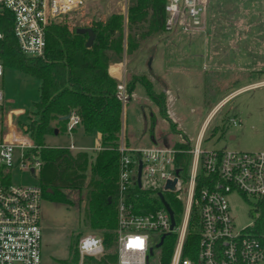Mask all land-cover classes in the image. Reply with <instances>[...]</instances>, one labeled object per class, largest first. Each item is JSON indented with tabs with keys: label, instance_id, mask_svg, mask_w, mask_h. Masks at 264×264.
<instances>
[{
	"label": "built area",
	"instance_id": "built-area-1",
	"mask_svg": "<svg viewBox=\"0 0 264 264\" xmlns=\"http://www.w3.org/2000/svg\"><path fill=\"white\" fill-rule=\"evenodd\" d=\"M96 1L99 0H0V18L11 13L20 50L29 57H42L47 48L48 29L64 23L75 11ZM118 1L127 18L130 0ZM208 7L209 0H165V32L201 33ZM3 37L0 30V40ZM4 73L5 66L0 61V77ZM117 90L125 106L130 99L125 81L118 84ZM165 92L171 108L172 94L169 90ZM4 106L5 94L0 89V110ZM219 109L208 115L194 146L184 132L178 133L180 139L175 143L169 141L163 145L156 141L144 148L129 147L122 134L117 147L120 153L117 264H161L163 245L159 248L157 245L163 235L166 239L170 234L177 235L170 264H264V234L260 227L264 220V149L255 152L203 149L205 132ZM168 113L176 123L169 108ZM80 124V116L71 114L68 134L72 135ZM232 124L238 125L241 121L233 119ZM14 136L15 142L0 141V264H41L43 190L39 183L21 185L13 184L12 180L15 171L40 177L42 146L34 142L23 125ZM186 144L189 148L183 147ZM69 149L84 151L73 143ZM100 150L103 148L97 147ZM140 191L149 192L157 199L153 208L137 204ZM160 194L174 213L173 228L170 211ZM231 194L243 196L250 204L252 223L241 228L236 225L229 201ZM170 199L182 205L179 218ZM193 213L197 219L191 226ZM190 229L199 232L200 240L195 254L186 256ZM78 251L82 258L80 264L87 256L100 258L106 252L104 240L86 235L81 238Z\"/></svg>",
	"mask_w": 264,
	"mask_h": 264
},
{
	"label": "rangeland",
	"instance_id": "rangeland-1",
	"mask_svg": "<svg viewBox=\"0 0 264 264\" xmlns=\"http://www.w3.org/2000/svg\"><path fill=\"white\" fill-rule=\"evenodd\" d=\"M115 14L123 15L120 1L99 0L75 11L67 20L70 27L91 28L97 22L108 21ZM248 48H257V51L251 52ZM159 49L173 56L179 55L178 63L197 62L194 71L197 80L205 79V75L208 78L203 85L186 81L182 89H178V80L185 78L186 71L179 68L173 70L175 75L172 76L174 79L169 88L172 90L171 97H175L172 107L175 111L174 124L177 133L170 124L164 123L163 119L168 121L166 115L161 114L159 108L151 104V100H147L143 83L153 85L156 93L165 94L167 115L171 119L168 113V95L161 91L158 84L155 89L149 78L147 64L142 65L140 71L137 63L142 56H146L147 61ZM204 54H209L204 58L206 60H194L195 57L200 59V55ZM120 63L126 64V70L117 79L118 82L125 81L127 86L130 84L134 87L129 92V101L123 106L122 134L126 143L132 147L150 146L147 135L155 123L157 135L160 136L157 137L158 144L166 145L169 141L175 143L180 139L178 133L184 132L194 146L200 128L213 106L224 100L227 94L264 80V0H209L205 28L201 33H155L141 41L132 55H127L124 51L122 60L115 64ZM210 75L211 78L208 77ZM0 89L5 94V106L3 111L0 110V141L15 142L14 135L18 127L27 122L34 102L40 98V81L5 67L4 76L0 77ZM233 119L240 120L241 124L233 125ZM146 126L147 135L140 139ZM75 130L72 135L61 130L60 136L48 135L46 143L64 146L74 143L79 149L91 154V161H94L101 151H97V147H103L100 136L96 132L85 134L82 128ZM202 148L239 152L264 149V84L239 91L220 107L205 132ZM86 174V184L82 191L65 190L72 203L43 198L41 264H73L71 248L78 247L82 237L95 235L103 239L101 231H95L88 226L91 166ZM39 182L38 175L21 171L13 173V184L28 185ZM229 201L232 217L239 228L254 221L250 213L251 206L243 196L231 194ZM181 220L182 217L180 222ZM260 227L264 234V220L260 222Z\"/></svg>",
	"mask_w": 264,
	"mask_h": 264
},
{
	"label": "trees",
	"instance_id": "trees-1",
	"mask_svg": "<svg viewBox=\"0 0 264 264\" xmlns=\"http://www.w3.org/2000/svg\"><path fill=\"white\" fill-rule=\"evenodd\" d=\"M165 0H130L127 18L112 15L106 22L92 25L94 44L88 48V34H79L80 27L64 23L51 26L47 31V48L42 57H29L19 48L13 33L11 13L0 18V61L40 81V98L22 124L37 145L42 146L43 162L40 186L43 198L72 203L65 190L82 191L87 170L92 178L88 194V226L103 233L106 252L100 258L85 257L83 264H117V198L120 153L117 151L123 132V105L117 96L118 80L110 74L111 65L122 60L124 51L132 55L140 42L155 33L165 32ZM127 29V30H126ZM127 31V34L125 32ZM147 96L158 106L174 132L176 125L167 115L165 94L156 93L153 85L143 83ZM128 92L134 87L128 84ZM76 113L86 134L98 133L103 143L94 161L86 151L69 147H51L45 143L47 135L57 129L67 131L64 117ZM216 132V130H215ZM179 146L178 144H174ZM189 148V144L183 145ZM189 166L187 158L186 169ZM137 204L153 208L157 199L149 192L140 191ZM134 202V197H133ZM177 218L182 205L170 199ZM192 215L191 226L196 221ZM258 233V231H256ZM177 235L170 234L160 249L161 264H170ZM198 231L189 230L185 255H194L199 244ZM73 264H79L78 247L71 248Z\"/></svg>",
	"mask_w": 264,
	"mask_h": 264
},
{
	"label": "crops",
	"instance_id": "crops-1",
	"mask_svg": "<svg viewBox=\"0 0 264 264\" xmlns=\"http://www.w3.org/2000/svg\"><path fill=\"white\" fill-rule=\"evenodd\" d=\"M236 46V45H235ZM234 48V47H233ZM236 49V48H234ZM236 50H240V48L236 49ZM248 50H251V52H256L257 51V48H248ZM260 52H263V51H260ZM209 54H204V55H200V59H198V57H195L194 60H201L202 58H207ZM179 56V55H178ZM177 55L173 56L171 55L170 53L168 54L166 51L164 50H157L153 55L149 56L147 58V61H146V56H142V58L140 57V59L138 60V67L140 71H142L141 69V66L142 65H146L147 64V68H148V74H149V78L150 80L153 82L154 86H155V89L157 88V84L160 86V89L161 91H165V90H169V91H172L169 87L170 83L173 81L174 76V72L173 70L175 68H179V69H184L186 72H185V78H179L178 80V89L183 87V84L184 82H193L194 83L196 82V84L198 83L199 85H203L204 82H207L208 78L207 76L205 75V79L203 78L202 80L199 79L197 80L196 78V75H194V71L196 70V66H197V62L196 63H193L192 61H188L186 63H178V57ZM202 56V57H201ZM206 60V59H204ZM200 62V61H199ZM194 67V69H193ZM204 69H206V64H204ZM126 70V64L125 63H120V64H113L111 65L110 67V74L116 78V79H120L121 76L123 75V73L125 72ZM196 74V73H195ZM194 77H193V76ZM211 78V75L208 76ZM194 78V80H193ZM204 80V81H203ZM217 80V79H216ZM157 82V83H156ZM210 82V81H209ZM218 82V80H217ZM264 84V80L263 81H260V82H257V83H254L252 85H247V86H244L243 88H240L236 91H233L229 94H227L224 98V100H222L221 102H219V104H216V106H213V108L211 109L210 113L214 110L216 111L219 107H221L231 96L237 94L239 91H242V90H245V89H248L250 87H255V86H258V85H263ZM160 89H158V91H160ZM160 91V92H161ZM173 101L175 100V97L173 96ZM223 99V98H222ZM147 100H151L149 97L147 98ZM151 104H154L156 105L152 100H151ZM174 103V102H173ZM173 106V105H172ZM157 109H158V106L156 105ZM169 110L174 114V119H175V111L173 109V107H169ZM194 112V111H193ZM209 113V114H210ZM208 114V115H209ZM208 117V116H207ZM206 117V118H207ZM164 123H166L167 125H169V122L168 121H165L163 119ZM205 122V121H204ZM203 122V124H204ZM202 124V126H203ZM201 126V127H202ZM80 129L81 127H77L76 129ZM201 129V128H200ZM148 130L147 126L145 127V133L142 134L140 136V139L142 137H145L147 134H146V131ZM150 133L147 135L150 142L151 143H154L157 141V137H160L157 135V128H156V125L155 123L153 124V127L150 129ZM76 130H74L75 132ZM73 132V133H74ZM64 133H66V131H64ZM85 133V132H84ZM86 134V133H85ZM98 134V133H97ZM53 135H58L60 136V130L57 129V132ZM99 135V134H98ZM100 136V135H99ZM48 135L45 137V143H46V139H47ZM136 138V137H135ZM134 138V139H135ZM138 139V137L136 138ZM47 144V143H46ZM74 144V143H73ZM48 146H51V147H69V146H64V145H61V144H47ZM75 145V144H74ZM76 146V145H75ZM129 147H132V146H129ZM103 148V147H102ZM134 148V147H132ZM104 149V148H103ZM74 151H77V150H74Z\"/></svg>",
	"mask_w": 264,
	"mask_h": 264
},
{
	"label": "water",
	"instance_id": "water-1",
	"mask_svg": "<svg viewBox=\"0 0 264 264\" xmlns=\"http://www.w3.org/2000/svg\"><path fill=\"white\" fill-rule=\"evenodd\" d=\"M77 33L79 34H88V41L86 43V46L88 48H90L93 44H94V41H95V32L92 28L90 27H87V28H78L77 29ZM70 118V115L64 117L63 119L65 120H69ZM25 130L27 131L28 128L25 127ZM57 132V131H56ZM141 169H142V163L140 162V166H139V177H138V183H139V186L141 185V181H140V176H141ZM169 187H173V183H169L168 184ZM160 199L161 201L163 202V204L169 209L170 211V214H171V218H172V228L174 227L175 225V219H174V213L173 211L170 209L169 205L167 204V202L165 201V198L162 194H160ZM165 237L166 235H163L160 243L157 245V247H161L164 243V240H165ZM153 253V250H151V254Z\"/></svg>",
	"mask_w": 264,
	"mask_h": 264
}]
</instances>
